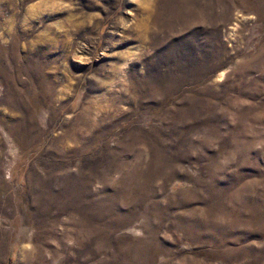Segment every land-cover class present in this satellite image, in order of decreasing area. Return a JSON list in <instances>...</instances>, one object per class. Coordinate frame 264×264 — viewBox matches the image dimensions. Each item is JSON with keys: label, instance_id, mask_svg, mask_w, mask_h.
<instances>
[{"label": "rangeland", "instance_id": "1", "mask_svg": "<svg viewBox=\"0 0 264 264\" xmlns=\"http://www.w3.org/2000/svg\"><path fill=\"white\" fill-rule=\"evenodd\" d=\"M0 264H264V0H0Z\"/></svg>", "mask_w": 264, "mask_h": 264}]
</instances>
